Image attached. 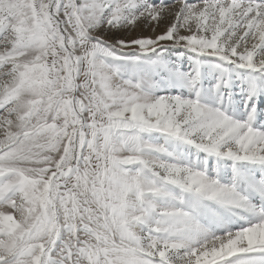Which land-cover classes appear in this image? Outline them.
Here are the masks:
<instances>
[{
  "label": "snow or ice",
  "instance_id": "obj_1",
  "mask_svg": "<svg viewBox=\"0 0 264 264\" xmlns=\"http://www.w3.org/2000/svg\"><path fill=\"white\" fill-rule=\"evenodd\" d=\"M0 264H264V0H0Z\"/></svg>",
  "mask_w": 264,
  "mask_h": 264
}]
</instances>
